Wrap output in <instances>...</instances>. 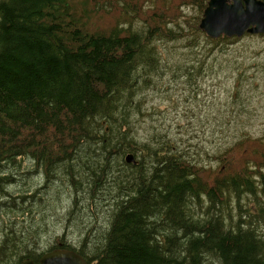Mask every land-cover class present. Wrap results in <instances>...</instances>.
Returning <instances> with one entry per match:
<instances>
[{
    "label": "trees",
    "instance_id": "trees-1",
    "mask_svg": "<svg viewBox=\"0 0 264 264\" xmlns=\"http://www.w3.org/2000/svg\"><path fill=\"white\" fill-rule=\"evenodd\" d=\"M208 1L185 32L164 13L145 28H87L85 6L126 15L125 0H0V264L38 262L55 249L89 264H264V147L257 167L210 185L209 168L188 157L183 140L180 147L168 134L140 135L142 94L175 65L168 43L194 35L185 47L196 55L201 40L223 49L233 43L200 29ZM184 66L176 77L190 79L204 63ZM251 92H237L232 107L246 110ZM230 124L250 129L254 121ZM129 154L137 165L126 162ZM41 171L40 203L41 190L29 192L27 182ZM57 185L67 204L53 212ZM38 203L43 210L33 209ZM50 213H64V229L43 249L34 214Z\"/></svg>",
    "mask_w": 264,
    "mask_h": 264
},
{
    "label": "rangeland",
    "instance_id": "rangeland-1",
    "mask_svg": "<svg viewBox=\"0 0 264 264\" xmlns=\"http://www.w3.org/2000/svg\"><path fill=\"white\" fill-rule=\"evenodd\" d=\"M125 1L132 6L126 15L117 9L111 13L96 14L93 5L85 6L86 11L92 12L85 25L98 31L113 28L118 23L126 29L145 28L144 21L154 20L164 13L173 18L170 26L176 27L179 23L185 32H190V25L195 24L201 16V0ZM191 39H194V35H186L167 44L168 48L164 51L168 62L175 65L167 68L163 72V79H158L151 89L142 94L145 117L140 122V135L147 138L153 134H168V139L178 141L180 147V140H183L182 147L188 149V157L203 160L209 168L207 182L213 185L223 175L241 171L247 165L249 168L257 167L260 161L259 152L264 147V36L246 34L241 38H229L233 43L225 49L201 40L198 55L185 47L191 44ZM197 61L204 63V66L199 71L193 70L190 79L186 75L176 77L177 65L185 64L184 68L190 69ZM239 91L244 94L252 91V98L244 102L246 110L243 111H239L237 106L232 107L233 96ZM248 117L254 121L250 129L242 128V124H230ZM241 131L249 134L243 139L245 143L240 147L233 146L245 135H241ZM224 156L226 159L222 162L220 158ZM27 167L28 162L24 163L25 170ZM33 171L34 168L27 172ZM45 178L41 171L27 182L29 192L37 188L41 190L38 197L40 203L45 200ZM58 187L51 188V194L58 200L51 203L50 210L53 212L58 205L67 204L66 200L59 201L60 196L56 193L61 194L63 187ZM40 203L33 206L35 211L43 210ZM62 214L50 213L45 219H42V215L34 214L40 219L45 234L41 248H49L55 242L56 235L62 234Z\"/></svg>",
    "mask_w": 264,
    "mask_h": 264
},
{
    "label": "water",
    "instance_id": "water-1",
    "mask_svg": "<svg viewBox=\"0 0 264 264\" xmlns=\"http://www.w3.org/2000/svg\"><path fill=\"white\" fill-rule=\"evenodd\" d=\"M209 38L221 36L241 38L246 34L264 35V1L262 0H209L199 25ZM126 162L137 165L134 155ZM21 264H89L79 253L55 249L44 254L38 262L26 259Z\"/></svg>",
    "mask_w": 264,
    "mask_h": 264
}]
</instances>
